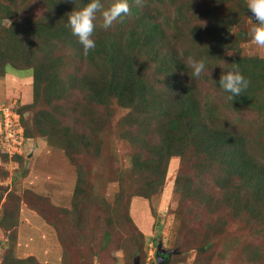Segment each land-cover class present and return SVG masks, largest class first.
Segmentation results:
<instances>
[{"label":"trees","instance_id":"trees-1","mask_svg":"<svg viewBox=\"0 0 264 264\" xmlns=\"http://www.w3.org/2000/svg\"><path fill=\"white\" fill-rule=\"evenodd\" d=\"M89 2L0 0V77L9 66L31 72V101L10 105L23 130L21 149L35 137L49 138L76 171L70 210L51 202L47 216L37 202L48 200L33 191L28 207L53 227L60 228L63 218L52 208L86 229L88 241L78 249L89 252V264L91 256L106 258L112 233L126 227L117 249L123 264H135L137 256L144 264V233L129 214L130 204L134 197L147 199L156 215L152 201L176 158L178 227L170 248L176 252L164 255L165 264L190 256L192 264H264V57L240 52L257 23L247 0H127L130 14L108 30L97 13L91 37L96 47L85 55L67 14ZM114 2L101 0L104 9ZM188 57L205 61L200 77L192 75ZM233 63L250 85L229 100L219 79ZM116 107L125 110L114 130L131 146V166L118 179L114 201L105 204L102 243L92 245L97 202L91 161L100 154V133ZM2 153L8 160L9 153ZM11 156L28 161L17 152ZM6 189L0 187V229L9 240L0 264H38L33 256L13 253L21 197ZM78 259L65 248L61 264L85 263Z\"/></svg>","mask_w":264,"mask_h":264},{"label":"rangeland","instance_id":"rangeland-1","mask_svg":"<svg viewBox=\"0 0 264 264\" xmlns=\"http://www.w3.org/2000/svg\"><path fill=\"white\" fill-rule=\"evenodd\" d=\"M249 21H251L250 18ZM240 52L246 55L264 57V49L256 46L250 39L240 44ZM235 53L236 51H229V54ZM29 78H31L30 70L7 67L5 77H0V109L10 105L18 107L31 101L32 87ZM124 113V109L116 107V114L111 125L100 133V154L91 161L90 179L93 196L97 202V214L90 221V223L96 224L92 245L102 243L101 229L104 225L103 210H105V204L114 201L119 188V177L128 174L130 171L131 146L126 140L117 137L114 130L117 119ZM11 122L4 120L8 126ZM5 130L0 120V141H4L1 138V132ZM13 140L12 142L15 143ZM2 151L6 152L4 146L1 147L0 145V172L5 171L7 173L6 177L0 175V187L7 188L6 191H13L21 197L17 218L18 226L14 232L16 234L14 255L24 258L33 256L38 264H61L62 255L65 254L66 248L72 254L74 262L78 263V256L80 255L82 261L85 262L84 264H89V257L87 258L89 252L78 249V244H84L88 241V238L85 237L87 230L79 229L70 215H63V212L52 208L55 216L63 218L61 221L63 224L57 228L51 226L38 214L33 213L31 215L32 212H29L31 209L28 207V203L31 200L32 191L48 200H46L48 202L46 204L40 202L37 204L49 217L51 216V202L60 209H71L76 171L75 167L65 157L61 147L49 138L35 137L27 141L19 150V153L28 159V161L25 160L24 164L14 161L11 155H8V160L5 161L2 159ZM29 153L32 155L27 157ZM177 166L178 159L172 158L168 166L166 185L160 195L156 197L157 199L152 198V202L156 206V215L152 214L150 202L147 199L134 197L130 204L129 214L144 233V264H158L155 249L159 240L164 248H175L174 239L178 222L175 221L173 215V210L177 205V196L173 189ZM22 167L26 168L24 174H22ZM125 229L126 227H122L118 232L112 233L108 247L109 252L101 251L104 254L108 253L107 257L94 258L91 256L92 264L124 263L122 253L117 249L123 246L122 239L125 236ZM60 234L63 236V242L60 240ZM8 235L9 232L0 229V263L3 245L9 240ZM165 263L167 262H162V264ZM176 264H192V257L190 256L189 260L184 263Z\"/></svg>","mask_w":264,"mask_h":264},{"label":"clouds","instance_id":"clouds-1","mask_svg":"<svg viewBox=\"0 0 264 264\" xmlns=\"http://www.w3.org/2000/svg\"><path fill=\"white\" fill-rule=\"evenodd\" d=\"M136 2L139 4L141 0H136ZM247 7L257 21L251 28V39L256 46L264 49V0H247ZM98 12L102 15L103 23L101 26L108 30L119 18L130 14V6L127 0H115L110 7L104 9L101 0H90L82 9L67 14V26L70 28L72 35L77 37L79 43L83 46L85 55L96 47L95 41L91 37ZM187 63L192 69L193 76L200 77L205 72L206 64L203 59L197 60L188 57ZM232 65L233 67L224 71L219 79V86L224 92L231 94L227 97L229 100L240 96L250 85V81L241 74L238 66L235 63ZM210 75L211 71L209 72Z\"/></svg>","mask_w":264,"mask_h":264},{"label":"built area","instance_id":"built-area-1","mask_svg":"<svg viewBox=\"0 0 264 264\" xmlns=\"http://www.w3.org/2000/svg\"><path fill=\"white\" fill-rule=\"evenodd\" d=\"M18 119L19 115L14 110H12L10 106L0 109L1 125L4 129H6L4 132H1V138L4 141H0V145L1 147L2 145L4 146L6 152H8L9 155H12L13 152L19 153V150L21 149V144L24 140L23 130L18 122ZM4 120L12 122L8 126V124L6 125L4 123ZM12 140L15 143H13Z\"/></svg>","mask_w":264,"mask_h":264},{"label":"water","instance_id":"water-1","mask_svg":"<svg viewBox=\"0 0 264 264\" xmlns=\"http://www.w3.org/2000/svg\"><path fill=\"white\" fill-rule=\"evenodd\" d=\"M249 15L251 16L253 21H256L254 19L253 14L251 12H249ZM31 155H32V153H29L27 155V157H30ZM175 252H176L175 249H173V250H170V249H166L165 250V249H163L162 248V243L159 240L157 242V245H156V261H157V263L158 264H162V262L166 260V258L164 257L165 254L170 255V254L175 253ZM134 263L135 264H139V256L135 257V262Z\"/></svg>","mask_w":264,"mask_h":264},{"label":"crops","instance_id":"crops-1","mask_svg":"<svg viewBox=\"0 0 264 264\" xmlns=\"http://www.w3.org/2000/svg\"><path fill=\"white\" fill-rule=\"evenodd\" d=\"M133 199H134V198H133ZM29 212H32V213H31V215H33V213H35V212H34V211H32V210H30ZM29 212H28V213H29Z\"/></svg>","mask_w":264,"mask_h":264}]
</instances>
